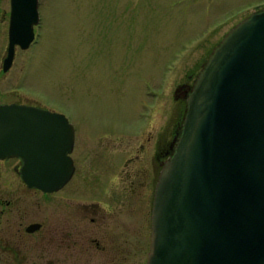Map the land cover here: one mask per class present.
<instances>
[{"label":"water","instance_id":"95a60500","mask_svg":"<svg viewBox=\"0 0 264 264\" xmlns=\"http://www.w3.org/2000/svg\"><path fill=\"white\" fill-rule=\"evenodd\" d=\"M39 0H11L8 55L28 49ZM75 131L59 113L0 106V159L31 188L71 179ZM149 264H264V9L223 38L188 98L183 134L155 191Z\"/></svg>","mask_w":264,"mask_h":264},{"label":"rangeland","instance_id":"374dc122","mask_svg":"<svg viewBox=\"0 0 264 264\" xmlns=\"http://www.w3.org/2000/svg\"><path fill=\"white\" fill-rule=\"evenodd\" d=\"M39 6L37 38L18 54L11 73L19 77L29 56L31 98L73 119L74 155L93 149L103 135L119 133L111 150L129 156L151 117L159 128L172 117L178 81L208 59L233 27L263 10L264 0H40ZM8 8L9 0H0V67L8 45ZM151 77L158 104L153 116L146 97ZM34 199L32 193L31 213ZM47 213L56 218L54 207ZM127 217L133 225L126 245L132 251L148 246L146 211L145 217L137 210ZM132 257L128 264H135Z\"/></svg>","mask_w":264,"mask_h":264},{"label":"flooded vegetation","instance_id":"af4514ba","mask_svg":"<svg viewBox=\"0 0 264 264\" xmlns=\"http://www.w3.org/2000/svg\"><path fill=\"white\" fill-rule=\"evenodd\" d=\"M5 13L8 17V45L0 67V106L14 105L24 110L38 108L62 114L74 127L75 142L70 154L73 176L63 188L52 193L28 186L22 178L23 161L20 158L0 159V264H128L131 254L135 264L144 261L149 264L156 186L183 134L189 95L220 43L212 49L208 59L178 81L174 91L176 109L172 117L162 128L156 118L151 117L138 134L142 139L131 155L113 154L111 149L117 143L112 139L119 138V133H111L99 137L93 149L79 156L74 155L77 129L73 119L62 111L32 100L27 89L30 73H25L29 56L19 77L11 73L17 67L18 54L29 48L17 46L12 66L8 71L4 70L9 48L11 0ZM38 26L35 27L36 38ZM155 85L153 77L146 83L152 116L158 110L152 92ZM119 141L124 146V141ZM32 193L36 196L33 213L29 203ZM141 203L145 210L140 207ZM48 207L56 210L54 220L47 213ZM132 210H137L143 217L146 211L150 230L149 245L135 247L133 251L126 245V237L131 234L133 225L127 216Z\"/></svg>","mask_w":264,"mask_h":264},{"label":"bare ground","instance_id":"6f19581e","mask_svg":"<svg viewBox=\"0 0 264 264\" xmlns=\"http://www.w3.org/2000/svg\"><path fill=\"white\" fill-rule=\"evenodd\" d=\"M222 41V40H221ZM221 43V42H220Z\"/></svg>","mask_w":264,"mask_h":264}]
</instances>
